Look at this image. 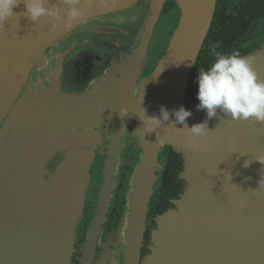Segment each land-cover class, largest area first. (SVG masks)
Listing matches in <instances>:
<instances>
[{"label": "water", "instance_id": "obj_1", "mask_svg": "<svg viewBox=\"0 0 264 264\" xmlns=\"http://www.w3.org/2000/svg\"><path fill=\"white\" fill-rule=\"evenodd\" d=\"M168 1L179 8L173 34L142 77ZM46 6H59L62 19L34 23L21 15L0 26V264H71L90 169L106 140L78 264H264V164L255 160H264V123L218 111L203 137L171 124L180 106L192 112L189 127L206 119L199 101L185 105L184 95L215 0H80L82 15L69 26L62 0ZM23 10V4L13 9ZM245 56L254 57L264 79V46ZM141 95L148 115H159L161 106L170 112L152 133L138 118L146 121ZM129 144L141 154L115 240L101 244L120 154ZM166 144L182 157L186 186L173 208L154 217L141 258ZM245 160L252 161L248 167Z\"/></svg>", "mask_w": 264, "mask_h": 264}, {"label": "clouds", "instance_id": "obj_2", "mask_svg": "<svg viewBox=\"0 0 264 264\" xmlns=\"http://www.w3.org/2000/svg\"><path fill=\"white\" fill-rule=\"evenodd\" d=\"M62 3L68 6L64 22L69 26L82 15L78 7L80 0H62ZM21 4H23V12H14L13 9ZM46 4L47 0H0V26L13 19L18 22L21 15L34 23L44 16L61 20L60 7H47ZM216 47L217 45L210 46L215 55L214 61L207 69L200 68L196 77V99L199 101L196 107L205 111L206 119L189 127L187 118L192 115L191 111L183 106L171 111V116L174 117L171 124L175 127L177 124L183 125L180 128L187 129L193 137H203L210 132L208 120L213 117L219 118L218 111L232 120H254L264 123V79L257 75L253 67L254 57L242 56L238 51L221 54L216 52ZM142 102L141 95L140 104L147 122L137 116L147 127L148 133L156 131V128L169 121L170 112L167 108L161 106L159 115H148ZM193 147L198 148L199 145L194 144ZM255 160L264 164V160ZM251 162L245 160L243 166L248 167Z\"/></svg>", "mask_w": 264, "mask_h": 264}, {"label": "flooded vegetation", "instance_id": "obj_3", "mask_svg": "<svg viewBox=\"0 0 264 264\" xmlns=\"http://www.w3.org/2000/svg\"><path fill=\"white\" fill-rule=\"evenodd\" d=\"M166 7V4L164 6V9ZM215 8L218 10H223L225 12V18L226 19H230L231 17H237L238 19L240 17H242L241 19H244V23H247V27H248V31L244 34H238L239 36H242V39L240 41H238V37H237V41L240 45L243 46H251L256 44V47L251 51L253 52L255 49H257L260 46H264V17H255L256 14L262 13L264 11V0H215ZM214 8V10H215ZM163 9V13L165 12V10ZM178 7L175 5H170V12H178ZM219 13V12H218ZM214 15V14H213ZM218 19H220V17H218ZM250 21V23H248V21ZM260 29V33H257V31ZM155 31V30H154ZM245 32V31H244ZM243 32V33H244ZM154 33V32H153ZM153 37V34H152ZM152 40V38H151ZM150 40L149 46H148V50H147V56H146V63H145V68L143 70L142 75H144L145 73H148L150 71H152L154 69V67L157 64L158 59L163 55L164 51L166 50V46L167 44H164V46H160V43H156V44H152ZM236 41V43H237ZM160 42V41H159ZM168 43V42H167ZM249 52V53H251ZM247 53V54H249ZM108 144V140L104 142V147L102 148L103 153L99 154L97 156V161L94 162V164L92 165V169H91V177H90V182L88 185V193L85 195V205L83 207V212H82V216L80 218V221L78 223V227L76 229V238L73 244V252L71 254V263L72 264H78L79 263V259H80V252H79V244L84 240L85 238V233L87 231V227H88V223L86 224V226L84 227V222L87 221V215L89 214V221L91 220L92 216H93V208L94 205L96 203L97 200V190L101 184L102 181V173H103V169H104V159H105V155L107 152V148L106 145ZM101 149V148H99ZM172 151H174V149L169 145L166 144L164 146H162L160 148L159 151V158L162 161V173H161V177H160V181L158 182V184H161L163 181V174L165 171V166L168 162L169 157H171L173 155ZM129 153L130 155H132L133 153L137 156H139L140 154V149H137L135 146H129L126 150H124V152L122 153V156ZM181 172H182V168H181ZM181 172L179 174V178L177 181H175L173 183V178H171V181L173 183L174 188L178 187L181 188V190H178L177 192V197L174 199H170V201H174L175 199H177L180 194H182V192L185 189V181L181 178ZM121 172L119 171L118 176H117V180H120L121 177ZM119 183L117 184L115 190L117 191L119 188ZM172 185V184H171ZM158 186L155 185V191L154 194L152 196V200L154 201V199H156V201H163V199H159L158 196ZM122 194V193H121ZM123 195V194H122ZM121 195V197H122ZM115 196V194H114ZM156 197V198H155ZM115 199V198H113ZM174 206V205H173ZM173 206H171L170 208H173ZM90 207V209H89ZM168 208V209H170ZM167 209V210H168ZM166 211V210H165ZM91 212V215H90ZM164 212V211H163ZM153 217V216H152ZM149 218V217H148ZM155 227V224L152 226ZM150 245V243H149ZM101 253V249L99 247H97L96 250V258L100 255ZM147 253H145L144 255L141 256V258H143Z\"/></svg>", "mask_w": 264, "mask_h": 264}, {"label": "trees", "instance_id": "obj_4", "mask_svg": "<svg viewBox=\"0 0 264 264\" xmlns=\"http://www.w3.org/2000/svg\"><path fill=\"white\" fill-rule=\"evenodd\" d=\"M170 5H175V3L172 1H168L164 9L165 12L170 10ZM224 16L225 12L223 10H218V8H215L208 32L187 78L186 90L184 95L185 105H189L197 100L196 77L198 75L199 69H207L215 59V55L210 48L211 45H217L216 52H219L221 54H230L233 51H238L242 56L247 55V53L251 52L256 47V44L251 46H243L238 43V41L242 39V36H239L238 34L245 35V33L248 31L247 23L243 22L244 19H241L242 17L238 19L236 16H233L230 19H226ZM218 17H220V19H218ZM257 17H264V11L262 13L256 14L254 18L257 19ZM250 21L251 20H249L248 23H250ZM235 32H237L238 34ZM172 153L173 155L169 157L168 162L165 166L163 181L161 184H159L157 190V197L159 199L162 198L163 201H156V199H154V201L150 202L148 213L149 218L147 217L141 256L145 253H148L150 235L151 231L154 228L152 227L154 225V217L173 206V201H170V199L176 198L178 190H181V188H178L179 186L174 188L173 183L179 178V174L182 168V157L175 151H172ZM171 178L174 179L173 183L171 181ZM115 211V209L111 210L109 215L110 218H113L116 215L117 212Z\"/></svg>", "mask_w": 264, "mask_h": 264}, {"label": "rangeland", "instance_id": "obj_5", "mask_svg": "<svg viewBox=\"0 0 264 264\" xmlns=\"http://www.w3.org/2000/svg\"><path fill=\"white\" fill-rule=\"evenodd\" d=\"M175 6H177V5L175 4ZM178 11H179V9H178ZM177 17H178V12H176V11L175 12L167 11V12L162 13L160 15V17H159V19H158V21L156 23V27H155V31L153 33V37H151L152 40L150 39L152 44L153 43L154 44L160 43V46H164V44L168 45L167 42H169V40H170V38H171V36L173 34ZM260 29H261V27L259 28L257 33H260ZM166 48H167V46H166ZM146 56H147V53H146ZM159 59H158V61H159ZM158 61H157V63H158ZM145 63H146V57H145V62H144V68H145ZM144 68H143V70H144ZM143 70H142V73H143ZM152 71H150V72H152ZM150 72L145 73L144 75H142V73H141V76L144 77V76L150 74ZM129 146H135L137 149H140L135 144H129L122 150V152L120 154V163L118 165L117 173H116V176H115V185H114L112 193H111V199L109 201V206H108V213H107V216H106V218H105V220L103 222L102 229H101V234L99 236V240H100L101 244H109L110 245L111 241L115 240L114 234H115V231H116V229L118 227V224L120 223L121 217L123 215V208H124V206L126 204V202H125L126 187L128 185V182H129V180H130V178H131V176L133 174V171L135 169L136 163H137V161H138V159L140 157V154H141V150H140L139 156L135 155L134 153L132 155L127 153V154L122 156V153L124 152V150H126ZM102 153H103V151L101 152V154ZM99 154L100 153H98L96 155V159H95L94 162L97 161V156ZM158 161H159L160 165L162 166L163 164H162L161 159L159 158V153H158ZM94 162H93V164H94ZM162 168H163V166H162ZM91 169H92V166H91ZM91 169H90V177H91ZM119 171L121 172L120 173L121 177H120V180L118 181L117 180V176H118ZM90 177H89V181H88V184H87V192H86V194L88 193V190H89L88 185H89V182H90ZM159 181H157V182H155L153 184V194H154V191H155V185L159 186V184H158ZM118 183L120 185H119L118 190L116 191L115 188H116ZM185 183H186V181H185ZM97 192H98V190H97ZM114 194H115V196H114ZM153 194H152V196H153ZM121 195H122V197H121ZM152 196H151V200H152ZM113 198H115V199H113ZM85 202H86V200H85ZM84 205H85V203H84ZM89 209H90V207H89ZM112 209H115L116 210L115 212H117V213H116V215L113 218H110L109 215H110V212H111ZM90 215H91V212H90ZM90 221H89V214H88L87 215V221L84 222V227ZM154 224H155V222H154ZM87 229H88V227H87ZM98 247L101 249V253L97 257V259L100 258V256L104 252V250L101 247V245L98 246ZM78 248H79V246H78ZM79 252H80V248H79ZM70 261H71V257H70Z\"/></svg>", "mask_w": 264, "mask_h": 264}]
</instances>
